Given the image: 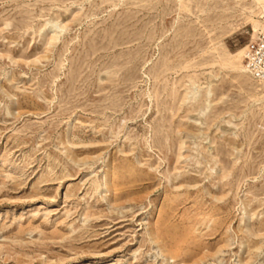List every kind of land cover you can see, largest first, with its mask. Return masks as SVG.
Masks as SVG:
<instances>
[{
    "label": "rangeland",
    "instance_id": "374dc122",
    "mask_svg": "<svg viewBox=\"0 0 264 264\" xmlns=\"http://www.w3.org/2000/svg\"><path fill=\"white\" fill-rule=\"evenodd\" d=\"M263 30L254 0H0V264H264Z\"/></svg>",
    "mask_w": 264,
    "mask_h": 264
},
{
    "label": "built area",
    "instance_id": "2783aa9c",
    "mask_svg": "<svg viewBox=\"0 0 264 264\" xmlns=\"http://www.w3.org/2000/svg\"><path fill=\"white\" fill-rule=\"evenodd\" d=\"M245 64L255 79L264 81V30L246 45Z\"/></svg>",
    "mask_w": 264,
    "mask_h": 264
},
{
    "label": "bare ground",
    "instance_id": "6f19581e",
    "mask_svg": "<svg viewBox=\"0 0 264 264\" xmlns=\"http://www.w3.org/2000/svg\"><path fill=\"white\" fill-rule=\"evenodd\" d=\"M254 1L259 5V8H261L264 13V0H254ZM235 58L240 61H245V48H241L240 50H238V52L235 54ZM241 70L244 72H248V70L243 65L241 66Z\"/></svg>",
    "mask_w": 264,
    "mask_h": 264
}]
</instances>
